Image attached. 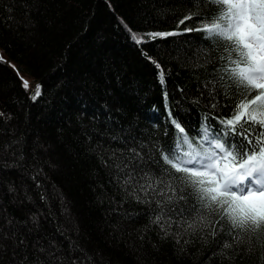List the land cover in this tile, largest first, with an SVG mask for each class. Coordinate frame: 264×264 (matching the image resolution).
<instances>
[{
  "label": "trees",
  "instance_id": "1",
  "mask_svg": "<svg viewBox=\"0 0 264 264\" xmlns=\"http://www.w3.org/2000/svg\"><path fill=\"white\" fill-rule=\"evenodd\" d=\"M196 11L191 0H0V145L19 140L15 147L25 156L24 168L0 169V224L6 233H15L16 243L23 238L28 245L15 247L12 239L4 240L0 264H19L24 255L34 260L33 243L39 240L47 247L49 238L62 244L67 256L68 242L56 232L57 224L95 264H264L259 246L253 252L240 249L239 255L227 250L225 259L218 245L223 234L215 240L185 235L187 245L183 240L176 244L172 236L162 238L150 223L148 205L129 199L117 208L112 202V197L119 202L121 194L101 163L104 153L98 146L122 149L124 144L110 138L128 132L168 147L176 130L167 109L191 137L203 117L224 118L238 102L221 96L227 106L213 112L209 105L215 101L205 92V99L192 103L204 91L198 86L213 78L216 67L205 64L203 54L193 56L203 33L139 45L129 33L131 29L148 40L146 33L195 28L202 23L195 17L179 29L177 24ZM178 52L185 54L178 57ZM148 57L165 71L164 86ZM13 63L40 85L35 101ZM33 169L43 170L41 189L31 179ZM41 191L48 194L47 204ZM33 213L40 222L30 232ZM8 219L13 226H7ZM177 230L173 225L170 231ZM40 259L47 264L46 255Z\"/></svg>",
  "mask_w": 264,
  "mask_h": 264
},
{
  "label": "snow or ice",
  "instance_id": "2",
  "mask_svg": "<svg viewBox=\"0 0 264 264\" xmlns=\"http://www.w3.org/2000/svg\"><path fill=\"white\" fill-rule=\"evenodd\" d=\"M191 3L198 11L184 15L177 29L194 17L202 21L195 28L185 26L181 31L146 33L148 40L137 37L131 29L129 33L138 45L157 38L203 33L201 42L194 46L193 56L203 54L205 64L216 67L211 74L213 78L198 86V91L200 88L204 91L192 103L205 99V92L207 99L215 101L209 105L213 112L227 106L221 104V96L238 102L224 118L203 117L200 128L191 137L178 118L172 116V109H167L176 133L166 148L158 141H148L130 132L110 138L124 144L122 149L98 147L106 154V158L101 154L100 159L110 183L121 194L119 202L111 198L117 208L129 199L148 205L150 223L159 228L162 238L172 236L178 245L181 240L185 245L189 243L185 235L199 233L201 238L211 236L215 240L223 234L225 239L218 242L219 252L228 259L227 250H236L239 255L240 249L245 252H253L257 246L264 249V0H191ZM214 52L218 53L215 57ZM148 59L159 70L158 80L164 86L165 71L161 64L152 57ZM23 87L28 89L27 81H23ZM178 90L183 94L182 88ZM40 95L41 87L37 85L30 98L35 101ZM167 96L165 91L166 100ZM210 120L216 123L210 124ZM19 144V140H12L0 145V169L24 168L23 151L15 147ZM6 156L13 157L12 161ZM42 171L32 170L31 179L37 189L42 188L38 180ZM9 191L16 189L10 187ZM39 195L47 204L48 194L41 191ZM209 217L218 218L212 223ZM30 219L31 232L38 228L40 216L33 213ZM6 224L11 227L14 220L8 219ZM173 225L177 231H170ZM56 232L68 242L67 256L62 244L49 238L47 247L35 241L32 245L35 259L30 261L24 255L19 264H45L40 254L46 255L47 264H95L93 256L78 240L67 235L66 229L57 224ZM6 239H12L15 247H28L23 238L16 243L15 233H6L0 224V247Z\"/></svg>",
  "mask_w": 264,
  "mask_h": 264
},
{
  "label": "rangeland",
  "instance_id": "3",
  "mask_svg": "<svg viewBox=\"0 0 264 264\" xmlns=\"http://www.w3.org/2000/svg\"><path fill=\"white\" fill-rule=\"evenodd\" d=\"M0 55H2L1 52H0ZM13 67H14V69L16 70V72L20 75V77H21V81H22V84H23V81H27V82H28L29 87H28L27 90H28V92L30 93V96H32V95L34 94L35 90H36V86H37V84L34 83L28 75H26V74L20 72V71L18 70L17 66H16L14 63H13Z\"/></svg>",
  "mask_w": 264,
  "mask_h": 264
}]
</instances>
